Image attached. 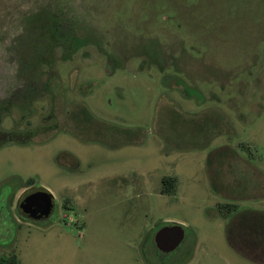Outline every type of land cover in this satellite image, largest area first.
Masks as SVG:
<instances>
[{"label": "rangeland", "instance_id": "rangeland-1", "mask_svg": "<svg viewBox=\"0 0 264 264\" xmlns=\"http://www.w3.org/2000/svg\"><path fill=\"white\" fill-rule=\"evenodd\" d=\"M44 10L62 43L51 73L62 99L46 74L26 69L40 45L29 24ZM8 98L0 255L15 252L22 264H264L263 251L254 262L227 240V225L264 213V0H0V104ZM172 175L174 193H161ZM31 187L53 199L45 220L18 213ZM171 221L185 238L161 253L149 239Z\"/></svg>", "mask_w": 264, "mask_h": 264}, {"label": "trees", "instance_id": "trees-1", "mask_svg": "<svg viewBox=\"0 0 264 264\" xmlns=\"http://www.w3.org/2000/svg\"><path fill=\"white\" fill-rule=\"evenodd\" d=\"M54 20L52 18V14L47 10L40 11L35 15L29 24V28L33 32V36H31V42H38L40 45L33 43L31 45L32 48H38V54L30 59L27 62L26 69L30 73V76H35L40 78L41 74H46V83L45 86L49 91L52 90L51 96L56 98L58 95L56 92H59L60 99L63 97V93L66 91L61 90L62 85L60 84V78L58 80L55 77H52V69L54 67V50L55 45H62L60 42V37L57 34V31L54 27ZM34 39V41H33ZM36 45L38 47H36ZM34 46V47H33ZM53 84V85H52ZM53 87H56V92ZM32 91V90H31ZM30 91V92H31ZM33 95L35 94L32 91ZM31 93L28 94V99L25 97H21L20 103L16 102L19 106H27L26 102L31 101V97L33 96ZM30 96V97H29ZM26 101H25V100ZM51 102L52 99H50ZM14 102L12 100H8L5 102V105L2 106V111L6 110L8 106L13 105ZM51 105V104H50ZM25 108V107H24ZM22 108V109H24ZM19 137H15V141L23 144L26 141L21 140L22 133H19ZM9 135L5 132L0 131V147L5 144V142L9 141ZM32 180L29 179L26 181V185L30 186L32 184ZM177 183V177L172 176H164L162 178V187L160 189L161 193H174ZM63 205L65 209H71L70 203L68 199L63 200ZM235 205L233 204H220L219 208L227 209L229 212L235 210ZM246 212V211H245ZM245 218L240 219L239 226L236 227L233 223L227 225V240L231 247H233L240 255L250 258L252 261H256L259 263H263L262 260L257 258L256 253L261 250L264 252V213L256 212V213H246ZM242 228V229H239ZM241 231V234L238 235L237 232ZM151 239H149L150 245ZM153 248V247H152ZM0 264H22L17 257L15 252H11L8 254L0 255Z\"/></svg>", "mask_w": 264, "mask_h": 264}, {"label": "water", "instance_id": "water-1", "mask_svg": "<svg viewBox=\"0 0 264 264\" xmlns=\"http://www.w3.org/2000/svg\"><path fill=\"white\" fill-rule=\"evenodd\" d=\"M53 199L42 187H31L24 190L17 200L18 213L27 219L45 220L53 212ZM185 227L176 222H167L151 236L154 249L161 253L174 250L185 238Z\"/></svg>", "mask_w": 264, "mask_h": 264}, {"label": "flooded vegetation", "instance_id": "flooded-vegetation-1", "mask_svg": "<svg viewBox=\"0 0 264 264\" xmlns=\"http://www.w3.org/2000/svg\"><path fill=\"white\" fill-rule=\"evenodd\" d=\"M26 97H28V94H27V96H26ZM8 100H11V98H8ZM8 100H5V101H3V102L0 104V111H2V109H1V108H2V106H3V105H5V102H6V101H8ZM6 111H7V109H6V110H4L3 112H6ZM8 137H9V138H12V136H11V135H9ZM98 141H101V140H98Z\"/></svg>", "mask_w": 264, "mask_h": 264}, {"label": "crops", "instance_id": "crops-1", "mask_svg": "<svg viewBox=\"0 0 264 264\" xmlns=\"http://www.w3.org/2000/svg\"><path fill=\"white\" fill-rule=\"evenodd\" d=\"M101 141H104V140H101ZM151 241V240H150ZM152 244V243H151ZM153 247V246H152ZM154 249V248H153Z\"/></svg>", "mask_w": 264, "mask_h": 264}]
</instances>
